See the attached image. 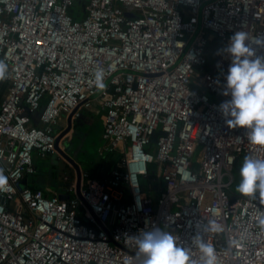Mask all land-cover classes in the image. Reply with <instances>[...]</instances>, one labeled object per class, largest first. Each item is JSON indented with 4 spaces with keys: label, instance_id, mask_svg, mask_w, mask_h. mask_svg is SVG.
I'll return each instance as SVG.
<instances>
[{
    "label": "built area",
    "instance_id": "obj_1",
    "mask_svg": "<svg viewBox=\"0 0 264 264\" xmlns=\"http://www.w3.org/2000/svg\"><path fill=\"white\" fill-rule=\"evenodd\" d=\"M75 1L0 0V264H142L135 237L156 226L197 264L198 232L216 264H264V201L231 190L239 160L264 145L225 123L230 60L210 61L207 36L218 50L240 28L264 33V0H85L79 19ZM84 109L105 111L99 151L119 154L109 174L81 169L63 196L23 184Z\"/></svg>",
    "mask_w": 264,
    "mask_h": 264
},
{
    "label": "clouds",
    "instance_id": "obj_2",
    "mask_svg": "<svg viewBox=\"0 0 264 264\" xmlns=\"http://www.w3.org/2000/svg\"><path fill=\"white\" fill-rule=\"evenodd\" d=\"M217 51L226 54L230 60L223 80V94L229 98L221 101L219 111L227 126L248 129V141L264 145V33L253 36L240 28L232 32ZM7 67L0 60V79L5 77ZM103 76V70L97 69L95 81L101 89L105 87ZM239 176L238 191L254 199L258 195L264 201V158L245 155ZM7 182L8 176L0 168V187ZM259 224L264 230V217L260 218ZM204 230H219V226L210 221ZM135 239L137 251L144 257L142 264H197L190 258L189 249L178 242L179 238L159 226L139 233ZM194 240L201 252L199 264H216L213 243L206 241L199 232Z\"/></svg>",
    "mask_w": 264,
    "mask_h": 264
},
{
    "label": "rangeland",
    "instance_id": "obj_3",
    "mask_svg": "<svg viewBox=\"0 0 264 264\" xmlns=\"http://www.w3.org/2000/svg\"><path fill=\"white\" fill-rule=\"evenodd\" d=\"M85 6L84 8H80L78 6L71 8V14L76 19L82 18L85 15ZM76 15L78 17H76ZM209 37V50L212 53H209L210 61L215 59V53H217V42L219 41L213 33H208ZM104 89V88H103ZM103 89H99L96 95H99ZM104 114L103 110L99 115L93 113L89 109H84L81 117L75 119L73 121V127L70 133L61 140L62 145H60L63 150L72 158L76 160L78 164H80L83 168H90L92 171L95 170V167L100 165L102 167L103 160L110 153H100L99 146L104 144L102 133L104 130ZM60 128L56 127L55 132L59 131ZM110 157L112 167L119 156L118 153H115L114 158ZM34 163L36 165V174L42 175L43 177H47L50 175V172L53 174V178L51 179L50 184L45 185L43 182H37L36 187H40V185L45 187L46 193L49 196H53L56 192H60L61 194H65L64 188H62L59 183L61 180L65 183V178H68V174L72 173V168L70 167V163L68 160L64 158V156H60L57 152H51L45 157H40L34 154ZM91 177H94L93 172L90 173ZM74 177H72L73 179ZM239 168H234V183L231 186V190L238 194H241L236 185L239 183ZM142 183H148L146 178L142 179ZM150 195L157 199L159 192L151 190Z\"/></svg>",
    "mask_w": 264,
    "mask_h": 264
},
{
    "label": "water",
    "instance_id": "obj_4",
    "mask_svg": "<svg viewBox=\"0 0 264 264\" xmlns=\"http://www.w3.org/2000/svg\"><path fill=\"white\" fill-rule=\"evenodd\" d=\"M81 1L82 2H81L80 5L75 1L71 8L76 7V6H78L80 8H84V6H85V0H81ZM72 127H73V120H72V114H71L70 117H69V124H68L67 128L57 138V145H56V147H57L58 151L62 154V156H64V158L66 160H68V162L71 163L76 168V170H77V176H78V187H80L81 168H80L79 164L76 162V160L74 158H72L71 156H69L63 150V148L59 144L60 141L63 140L68 135V133L71 132ZM158 133L159 132H155L154 133V135H153V141H157ZM51 174H52V172H50V175ZM40 179L41 180H44L45 177H43L42 175H38V182H41ZM23 184H27V179L23 180ZM40 187H42V186L40 185ZM43 188H44V186H43Z\"/></svg>",
    "mask_w": 264,
    "mask_h": 264
},
{
    "label": "crops",
    "instance_id": "obj_5",
    "mask_svg": "<svg viewBox=\"0 0 264 264\" xmlns=\"http://www.w3.org/2000/svg\"><path fill=\"white\" fill-rule=\"evenodd\" d=\"M103 126H104V124H103ZM60 145H62V142H60ZM101 146V145H100ZM99 146V147H100ZM101 153V152H100ZM115 155V154H114ZM114 155H113V158H114ZM60 156H62V154L60 153ZM110 157H112V154H109V155H107L106 157H105V159L103 160V165H102V167H101V170H100V173H105L106 174V172L107 171H110L111 169H112V167L114 166H112V167H110V165H111V159H110ZM79 166H80V168L82 169V170H88V169H86V168H83L80 164H79ZM70 167L72 168V173H70V174H68V178H70V180H74L75 178H77L78 179V176H77V170H76V168L70 163ZM89 171V170H88ZM106 171V172H105ZM89 173H91L90 171H89ZM36 174V173H35ZM35 174H33V175H31V176H27L25 179H27V185H29V186H36V184H37V182H38V175H35ZM72 177H74L73 179H72ZM100 178V177H99ZM24 179V180H25ZM40 181H41V179H40ZM45 185H47L46 183H44ZM48 184H50V183H48ZM59 185L62 187V188H64V190H65V183L61 180V182L59 183ZM41 188H43V187H41ZM45 188V187H44ZM59 194H61L60 192H58ZM62 196L63 195H65V194H61Z\"/></svg>",
    "mask_w": 264,
    "mask_h": 264
},
{
    "label": "trees",
    "instance_id": "obj_6",
    "mask_svg": "<svg viewBox=\"0 0 264 264\" xmlns=\"http://www.w3.org/2000/svg\"><path fill=\"white\" fill-rule=\"evenodd\" d=\"M76 17H78L77 15H76ZM5 87H6V84H3V85H1L0 86V92L1 91H3L4 89H5ZM243 157L239 160V162L237 163V166L236 167H238V168H240V166H241V164H242V162H243ZM91 173L93 172V174H94V177H100V178H103L104 176H107L108 174H109V172L110 171H105L106 172V174L105 173H100V170H101V167H100V165H98L97 167H95V170L94 171H92V169H90V168H87ZM32 188H36V186H31Z\"/></svg>",
    "mask_w": 264,
    "mask_h": 264
},
{
    "label": "flooded vegetation",
    "instance_id": "obj_7",
    "mask_svg": "<svg viewBox=\"0 0 264 264\" xmlns=\"http://www.w3.org/2000/svg\"><path fill=\"white\" fill-rule=\"evenodd\" d=\"M53 177H54L53 174L48 175L47 177H45L44 180H41V182L48 184V183L51 182V179H52Z\"/></svg>",
    "mask_w": 264,
    "mask_h": 264
}]
</instances>
